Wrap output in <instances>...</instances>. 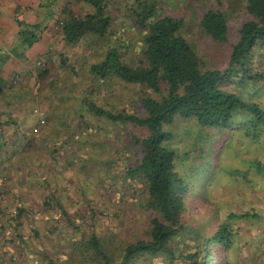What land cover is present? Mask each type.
Listing matches in <instances>:
<instances>
[{
    "label": "trees",
    "instance_id": "16d2710c",
    "mask_svg": "<svg viewBox=\"0 0 264 264\" xmlns=\"http://www.w3.org/2000/svg\"><path fill=\"white\" fill-rule=\"evenodd\" d=\"M110 1L65 0L59 4L60 0H43L46 17L52 16L53 6H60V13L56 17L57 42L49 43L36 60L38 69L33 78L39 87L35 93L28 83L30 78L24 75L8 80L0 69L2 165L18 159L15 146L23 143L26 149H33L36 136L42 142L65 137L56 131L38 135L37 130L48 128L52 116L58 117L55 109L62 105L56 103L62 89L56 83L58 77L63 86L69 85L66 91L76 88L79 71L68 53L77 44L91 47L93 40L87 37L97 38L99 52L89 65L93 78L78 96L76 112L82 116L85 107L109 121L131 122L146 130L141 136H131L137 148L133 162L123 169L125 176L138 183L133 184L136 209L141 215L133 225L136 229L126 234L124 224L121 231L119 225L116 230L103 231L94 225L81 231L80 225L68 220L76 235L68 239L66 250L57 255L41 254L40 260L43 264H242L237 256L236 223L257 219L258 215L242 210L221 217L219 205L216 208L210 200L211 191L219 184L210 183L221 172L219 167L226 169L223 156L227 155L247 165L228 166L226 173L233 182L237 180L235 184L238 177L243 184H256L255 173L264 172L263 162L257 157L242 158L240 148L258 143L264 149V0H241L235 27L229 24L232 17L224 9L208 6L201 12L197 24L202 35L212 48L218 45L224 56L216 61L186 38L184 19L160 14L155 0L126 2L139 30L133 43L139 45L135 48L137 60L126 59V40L111 39L114 28L113 14L107 8ZM20 25L17 43L9 53L25 59V51L48 26L40 22ZM6 54H0V68ZM114 77L149 91L140 98L141 111L113 112L90 100L89 94L97 92L99 84L109 83ZM9 130L11 139L5 137ZM57 151L55 147L49 149L51 156ZM30 153L32 159H26L23 167L22 162L13 166L4 179L0 175V182L6 183L13 176L11 180L22 184L21 191H27L28 184H39L33 179L25 181L27 173L22 177L18 172L17 167L28 172L43 163L39 149ZM39 176L41 183H47L44 171ZM54 196L48 195L44 203L55 204L65 214L61 200ZM119 214L118 210L116 215L124 223ZM33 231L39 235L36 229ZM30 249L27 247L26 253Z\"/></svg>",
    "mask_w": 264,
    "mask_h": 264
},
{
    "label": "rangeland",
    "instance_id": "374dc122",
    "mask_svg": "<svg viewBox=\"0 0 264 264\" xmlns=\"http://www.w3.org/2000/svg\"><path fill=\"white\" fill-rule=\"evenodd\" d=\"M64 1L60 0L59 4ZM240 1L155 0V7L160 14L183 18L186 38L195 44L199 52L209 53L216 61L224 58L221 48L218 45L214 48L210 46L208 38H205L199 29L198 18L204 9L214 6L227 11L228 16L232 17L229 24L235 27L239 23L237 5ZM126 2L128 0H111L107 7L113 14L111 27L114 32L111 39L124 38L128 45L126 59L136 61L135 48L139 45L136 43L134 46L133 43L139 30L133 23ZM57 8L60 9V6ZM123 25L126 28L122 29ZM56 39L54 43L57 42ZM87 39L93 40L92 48L85 43L83 47L77 44L68 53L69 60L79 71V76L74 82L76 88L66 91L69 85L63 86L62 79L58 77L56 83L62 88L60 97L58 100L56 98V103L62 104L55 109L58 117L52 116L53 120L48 128L37 130L40 131L38 135L44 133V136H48L56 131L55 134L60 135L62 132L65 137H54L50 142H42V139L38 140L36 136L37 143H34L33 149H39V160L43 163L35 164L31 171L26 172L22 167L26 159L33 158L30 153L33 149H26L23 143L15 146L19 157L9 161L10 168L9 163H0V175L3 179L13 166L22 162V167H17L19 174L24 177L27 173L25 181L33 179L39 183L28 184L27 191H21L19 186L22 184L17 179L11 180L13 176L6 183L0 182L5 186V189L0 186V264H43V260H40L41 254L57 255L64 252L68 239L76 235L74 228L69 224L70 220L74 225H80L81 231L91 229L94 225L98 231L107 228L116 230L119 225L121 231L124 224L126 229L123 231H126V234L136 229L133 225L141 215L136 209L138 201L135 199L133 184L138 183L125 176L123 169L130 161L133 162L137 148L131 136H141L146 130L131 122L109 121L85 107L82 116L76 112L79 107L78 96L83 94L82 90L85 92L93 78L89 65L97 59L99 52L97 38ZM61 47L62 43L59 44L58 50ZM29 83L35 93L39 87L38 83L35 79ZM97 87V92L89 94L90 100L113 112L141 111L140 98L149 93L141 86L116 77ZM10 131L5 134L8 139L13 136ZM259 145H243L240 147L241 157H257L264 164V149L259 148ZM53 147L58 149L55 156L49 153V149ZM223 159L227 167L225 170L219 167L221 172H217L211 181L210 184L219 185L211 191L210 200L216 208L219 205L217 211L221 217L230 211L252 210L257 213V219H240L236 223L239 228L236 239L237 256L242 264H264V172L253 174L255 179L257 178L256 184H243V179L239 177L238 183L235 184L237 180L234 179L233 182L231 176L226 173L228 166L241 164V168H245L247 165L245 161H236L232 156H223ZM41 170L47 175V183H41ZM52 193L61 200L65 214L55 204L51 206L44 203V199ZM19 208L22 210L17 216ZM118 210L122 213L119 214L120 217L126 222L121 223L122 219L116 215ZM93 211H96L95 215H92ZM33 229H36L39 235H34ZM17 232L21 234L19 237ZM25 246L31 248L29 254L26 253Z\"/></svg>",
    "mask_w": 264,
    "mask_h": 264
},
{
    "label": "crops",
    "instance_id": "0c3cea01",
    "mask_svg": "<svg viewBox=\"0 0 264 264\" xmlns=\"http://www.w3.org/2000/svg\"><path fill=\"white\" fill-rule=\"evenodd\" d=\"M45 7L43 0H0V54L4 52L8 56L0 68L4 78L9 80L25 75L33 81L38 69L36 66L38 55L48 49L49 43L55 42L58 33L55 28H57L56 17L60 9L53 6L52 16L46 17ZM35 22L48 27L38 33L40 39L25 51L26 58L22 59L10 54V48L17 43L20 23L33 24Z\"/></svg>",
    "mask_w": 264,
    "mask_h": 264
}]
</instances>
